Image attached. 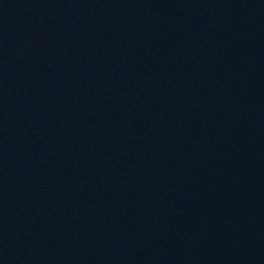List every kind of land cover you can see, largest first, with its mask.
Returning <instances> with one entry per match:
<instances>
[{"label":"water","instance_id":"water-1","mask_svg":"<svg viewBox=\"0 0 264 264\" xmlns=\"http://www.w3.org/2000/svg\"><path fill=\"white\" fill-rule=\"evenodd\" d=\"M0 264H264V0H0Z\"/></svg>","mask_w":264,"mask_h":264}]
</instances>
